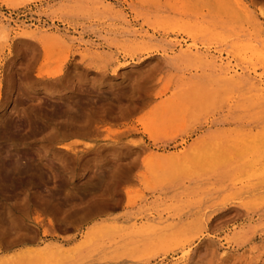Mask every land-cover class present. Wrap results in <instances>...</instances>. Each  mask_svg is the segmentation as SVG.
I'll use <instances>...</instances> for the list:
<instances>
[{
  "label": "rangeland",
  "instance_id": "1",
  "mask_svg": "<svg viewBox=\"0 0 264 264\" xmlns=\"http://www.w3.org/2000/svg\"><path fill=\"white\" fill-rule=\"evenodd\" d=\"M0 264H264V0H0Z\"/></svg>",
  "mask_w": 264,
  "mask_h": 264
}]
</instances>
